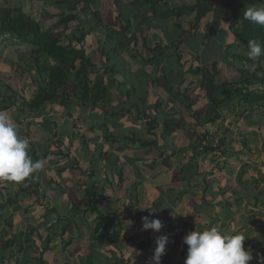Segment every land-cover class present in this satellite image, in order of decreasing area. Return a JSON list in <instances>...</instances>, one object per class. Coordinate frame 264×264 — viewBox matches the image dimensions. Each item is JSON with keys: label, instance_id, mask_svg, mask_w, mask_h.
<instances>
[{"label": "crops", "instance_id": "0c3cea01", "mask_svg": "<svg viewBox=\"0 0 264 264\" xmlns=\"http://www.w3.org/2000/svg\"><path fill=\"white\" fill-rule=\"evenodd\" d=\"M58 2L63 0H0V9H19L42 30L59 34L61 26H57L58 17L66 12L67 4L64 6ZM89 2V7L95 11L97 5L101 21L107 16L109 24L106 21L103 25L115 33L111 39L108 40L102 27L95 26L88 9L78 13L81 27L88 32L84 42L78 44L72 41L70 30L77 26L75 22L68 25L64 38L58 39L60 45L71 44L76 50L82 49L85 56L96 66L93 75L89 76L91 82H101L103 85L112 82L108 101L103 100L107 106L104 107L107 110L106 115L94 111L97 115L90 116L93 111L82 113V108L73 107L72 118H62V110L56 102L47 104L43 114L37 115L29 111L27 103L34 99L38 91L35 81L38 79V71L32 64L35 60L44 63L49 62V59L38 56L35 58L33 54H29L30 46L15 36L0 31V112L15 121L19 136L29 141L28 154L31 156L34 153L43 161V167L36 175L35 182L38 187L26 196L19 192L17 183L0 180V188L4 191V195H0V204L8 201L4 212L0 213L4 218H11V228L7 230L0 219V239L2 242L11 241L13 235L18 240V243L9 247L3 248L0 244V264H107L108 248L105 250L91 238L89 230L95 227L94 223H91L90 229L81 222L93 221L94 215L75 217L80 229L76 232L72 227L68 231L75 240L71 246L65 247L64 242L59 239L65 213L72 204L77 203L83 205L84 202H90L103 215L117 216L125 228L123 235L126 229L131 230L130 235L133 236L152 232L151 238L154 242L160 235H167L169 243L165 254L169 253V258L175 264H184L187 256V249L186 254L181 257L182 248H174L175 244L195 229L217 227L235 234L241 232L237 230L241 224L242 229L259 227L263 221L256 218L254 225L244 223V213H249L250 203L247 202L249 204L245 207L247 203L240 202V207L237 206L238 199L234 193L235 190L241 192L246 189L243 182L259 180V176L245 181L242 179V176H246L245 173L238 176L236 173L232 175V172L239 166H245L249 160L248 153H253L252 150L260 155L259 148L264 133L256 128L245 127L241 121L233 122V117L228 112L214 126L201 128L194 126L195 118L191 115H204L208 107V97L205 87L198 89L200 75L187 73V70H199L202 65L208 67L212 62L222 60L215 50L217 40L212 32L216 22V29L227 33L228 23L221 21V17L215 19L214 16L220 0L203 3H197V0H96V4L93 0ZM207 2L212 4L210 11L199 21L197 28L191 31V36H185L187 41L180 46L182 58L179 64L185 79L179 89L189 90L186 99L187 102H193L191 114L184 110L188 104L186 102L172 107L169 105L164 109L168 97L164 91V83H155L162 79L161 75L167 73L168 69L178 71L175 68L177 63L173 56H169L173 49H162V57L157 58L160 62L158 66L156 63L145 64L146 59L152 58V53L147 48L169 45L179 35L176 24L183 31H190V26L194 25L196 16ZM28 4L31 7L26 9ZM83 7L80 5L77 10ZM127 26L131 27L132 33L135 32V45L131 42L126 46L124 40L120 39L122 34L129 36L124 31ZM138 30L142 31L144 46ZM229 42L228 38L227 43ZM164 52L167 55L165 57ZM156 55L157 53L154 54ZM212 58L214 60L211 61ZM224 66L227 67L224 71L229 70L227 65L222 67ZM110 67H113L111 73ZM43 77L39 76L40 79ZM68 89L72 91L71 88ZM156 103H161L160 111H156V122L149 128L146 124L147 121L150 122L148 116L154 115L149 108ZM112 108L123 110L124 114L120 117V112L117 121L110 117ZM170 109L174 111L168 112ZM137 112L142 114L139 118ZM167 113L173 114V117ZM45 120L51 128L49 133L43 126L46 124ZM164 120L178 124L179 129L164 135ZM230 123H233L232 134L228 137L225 148L234 156L228 159L227 155L219 156L214 153L205 160L199 158L191 176L179 178L182 166L193 154H198L199 137L203 130L208 131L214 139H219ZM102 124L105 129H100ZM47 133L58 134V137H51ZM47 140L51 141L48 143ZM142 142H153L156 148L142 147ZM244 145L246 154L243 153ZM58 152L66 153L68 158L59 160L56 156ZM61 168L65 170L59 173ZM254 188H258L257 183ZM10 192L12 195H9ZM244 194L248 198L247 193ZM239 199L243 201V197ZM51 208H55L57 214L51 213ZM63 210L67 211L62 212ZM228 210L233 214L230 218L226 216ZM15 216L17 222L14 224L12 219ZM145 216L161 220V230H142V217ZM135 219L138 221L135 222ZM248 230L245 235L250 237ZM47 237L50 238V243L46 245ZM21 239L23 243H29L21 246ZM256 239L259 241V238ZM255 245L253 254L261 249ZM154 250L155 248L150 253L151 259ZM123 252L131 264L136 263V247L126 248ZM259 255L258 253L255 256L259 261L255 259L248 264H262ZM165 261L163 255L161 264Z\"/></svg>", "mask_w": 264, "mask_h": 264}, {"label": "trees", "instance_id": "16d2710c", "mask_svg": "<svg viewBox=\"0 0 264 264\" xmlns=\"http://www.w3.org/2000/svg\"><path fill=\"white\" fill-rule=\"evenodd\" d=\"M93 1L95 4L98 3L96 0ZM203 1L208 0H197V3H203ZM72 3H76V5H72ZM207 3L208 4H203L204 8L196 16L194 25L192 24L190 26V31L185 32L179 24H176L179 35L176 36L169 45L164 47L156 45L152 49L147 48L148 51L152 53V58L146 59L144 62L145 64L154 65L156 63L158 66L160 62L157 58L162 57V49H164V51L173 49L172 55L169 56H173L176 60L175 63H177L175 68H178V71L168 69L167 73L161 75L162 79L159 80L160 83L159 81L158 83H155H164V91L168 96L166 102L164 103V109L166 106L169 107V105L172 107L178 103L180 104L186 102L188 104L184 107L185 112L189 113L191 110L193 102H187L188 100L186 99L189 91L188 88L183 91L179 89L185 79V76L181 73L182 66L179 64L182 58V56H180L182 55L180 54V51H182L180 50V46L187 41L185 36H191V31L197 28L199 21L210 11L212 4L210 2ZM58 4H67L66 12L62 13L58 17L59 21L57 26H61L59 34H53L51 30H42L36 22L31 20L29 17L24 16L19 9H0V31L2 33L15 36L22 43L30 46L31 50L29 51V54H33L35 58L38 56L49 59V62H40L41 64L38 60H35L32 64L33 67H35V70L38 71V79L35 80L37 81L38 91L34 99L27 103V108L32 113L40 115L44 113V107L47 104L56 102L60 110H62V118L71 119V109L73 107L82 108V113L85 111H93L90 113V116H92V114L97 115L94 111H99L100 113L106 115L107 110L104 107L107 106L104 105L103 100L105 102L108 101V92L112 88V82H107L104 85L101 82H91L89 76L93 75L96 66L85 56L82 49L76 50L73 46H71V44H67L65 46L60 45V39L58 38H64L66 30H68V25L75 22L77 23V26L70 30L72 41L78 44L84 42L85 36L88 32L81 27V21L78 18V13L85 11V9L90 10L92 21L96 23L95 26L97 28L102 27L105 30L108 40H110L112 35L115 33L111 28L104 27L103 23H106L107 16L104 17L103 21H101L99 18L100 13L97 11V5L96 8H94L97 10H93L89 7V0H63V2H58ZM80 5H83L84 7L77 10ZM259 6H264V0H220L218 7L215 9V19L221 17V21L228 23V29L226 30L227 33L221 32L219 28L217 30L216 22H214V29H212L213 35H216L217 40V48L215 50L217 55H221L222 60L220 62H212L208 67L202 65L199 70H192L191 68L187 70V73L200 75L198 89L200 90L205 87L206 95L208 97V107L202 117L195 113L191 114L190 112V114L195 118L194 126L200 128L205 126H214L224 114L230 111L233 117V122H237L238 120L241 121V119L245 120V127L256 128L264 133V55L259 57H250V49L248 46V42L250 40H255L259 42L262 47H264V27L244 18V12L247 8ZM220 20H218V24ZM107 24H109L108 21ZM89 29H91V27H89ZM124 31L129 34L128 37L125 34H122L120 37V39L124 40L125 45L127 46V44L131 42L133 45L137 44L135 32H131V27L127 26ZM138 31L140 32L139 38L143 43L142 46H144V39L141 38L142 31ZM228 38L230 40L229 43H227ZM155 53H157L156 56H154ZM100 54L102 55V53ZM165 55L166 54L164 52V57ZM219 65H227L229 69L233 71L236 77L234 81L227 82L217 80V78H220V71L217 69ZM252 65L255 66L253 69L248 70L246 68V66L250 67ZM112 69L113 67L109 68L110 73L112 72ZM40 75H43L44 77L40 79ZM68 88H71L72 91L70 92ZM160 107L161 103H156L149 108L151 109L150 111L154 113V115L150 114V116H148V120L151 123L147 121L146 124L149 128L153 127L152 125L155 124L157 114L156 111L159 112ZM135 109L138 111L137 108ZM237 110H239L238 113ZM122 111V109L112 108L110 117L117 121L119 113L121 112L120 117L124 114ZM173 111L174 109H170L168 112ZM137 114V118L142 115L139 112H137ZM167 115H171V117H173V114L167 113ZM79 120L80 119H78V121ZM44 123H46L43 124L46 131L48 133L51 132V128L47 126L48 121L45 120ZM112 126L115 127L114 125ZM232 126L233 123H230L228 128L222 131V136L219 139H214V136L210 135L208 131L203 130L201 136L199 137L198 148L200 149L198 154H193L192 157L188 159V162L182 166V169L179 170V178L185 179L188 175L191 176L192 171L197 167L196 161L199 158L205 160L206 157L214 153H218L219 156L227 155L228 159L234 156L232 152L225 148V143L229 139L228 137L232 134ZM29 127H31V124H29ZM162 127L164 129V135L170 133L172 134L175 130L179 129L178 124L172 123L169 120H164ZM100 129H105L104 124L100 126ZM48 135L51 137H58V134ZM47 141L49 143L51 140ZM140 145L150 149L152 147L156 148V145L153 142H142ZM260 155L264 159V136L261 140ZM56 156L59 160L68 158L66 153L63 154L58 152ZM31 158L33 161L41 160V158L36 156L34 153H31ZM262 166L264 169V162L262 163ZM64 170L65 168L59 169V173ZM37 172L30 175L22 182H15L19 186V192L23 193V195L26 196L29 194L28 192L36 191L38 187L35 182ZM259 182L260 180L258 179H254L251 182H243L242 185L246 189L241 192L240 190H235L236 192L234 193L236 199H238V201L236 200L237 206L240 207V202H242L239 198L244 197V193H246V191H250V189L254 188L256 183L258 184ZM251 183H253V186ZM260 196L261 195L258 192L252 197L253 205L248 213L249 215L244 221L246 225H254L255 223V211L253 208L259 206L257 203ZM7 203L8 201L0 204L1 213L4 212L5 207L8 205ZM261 204L264 206V202ZM66 211L67 210H63L62 212ZM50 212L57 214L55 208H51ZM1 213L0 219L5 223L4 226L6 230L10 229L11 218H4ZM226 213V216L229 218L233 216L229 210ZM88 215H94L95 219L91 222L86 220L81 222H83V225L87 224L86 227L90 229L91 223H94L95 227L92 230H88L92 234L91 238L95 239V242L98 245L108 248L110 257L106 260L107 264H131L130 260L126 258L122 252L124 249L129 247H136L138 254L135 256V264H151L152 259L150 253L152 254V249L156 247V241L154 242L153 238H151L152 232L133 236L130 235L132 234L130 232L131 230L126 229L125 234L123 235V229L125 228L121 225L118 217L115 215L110 216L108 214L103 215L99 212V210H97L96 206L94 204L91 205L90 202H84L83 205H80L79 203L72 204L70 210L65 213V221H62L64 225L59 236V239L64 242L63 245L65 247L71 246V244L75 241L68 231L71 230L72 227L76 230V232L80 229L79 223L74 220L75 217H86ZM136 221H138V219H135V222ZM260 225L261 227L257 226L256 228L264 230V224ZM3 232H5V230ZM4 234L6 233H3V235ZM11 239V241L8 240L6 242H2L0 239V244L4 248L18 243L15 236L12 235ZM257 242L258 239L256 238L250 239L247 237L244 242V247L245 249L251 250L253 255L252 251L255 250V244H257ZM28 243L29 241H25V243H23V240L21 239L20 245L26 246ZM48 243H50L49 237L45 240V244L47 245ZM174 248H182L180 252L181 257L186 254L185 250L187 249V245L183 242V240H181L178 244H175ZM164 258H166V261L163 262L164 264H175V261L169 258V253L165 254Z\"/></svg>", "mask_w": 264, "mask_h": 264}, {"label": "clouds", "instance_id": "9594fccd", "mask_svg": "<svg viewBox=\"0 0 264 264\" xmlns=\"http://www.w3.org/2000/svg\"><path fill=\"white\" fill-rule=\"evenodd\" d=\"M244 18L264 27V6L247 8ZM248 46L250 57L264 55V47L259 42L250 40ZM28 150L29 141L19 136L16 122L0 112V180L21 182L42 169L43 161H33ZM162 227L161 220L142 217V230L159 232ZM246 238L243 232L233 234L217 227L195 229L183 238L188 246L184 264H248L253 257L251 250L244 247ZM155 243L152 262L161 264L169 237L160 235ZM260 259L264 264V257Z\"/></svg>", "mask_w": 264, "mask_h": 264}, {"label": "rangeland", "instance_id": "374dc122", "mask_svg": "<svg viewBox=\"0 0 264 264\" xmlns=\"http://www.w3.org/2000/svg\"><path fill=\"white\" fill-rule=\"evenodd\" d=\"M28 7H26V9H28V8H30L31 7V5L30 4H28L27 5ZM212 60H214V58H212L211 59V61ZM220 67H219V71H220V78H217V80H219V81H227V82H232V81H234V79L236 78L235 77V74L233 73V71L232 70H227V71H224L227 67H222V65H219ZM255 66L254 65H252V66H250V67H247L246 66V68L248 69V70H251V69H253ZM222 68V69H221ZM205 112H206V110H205ZM204 112V113H205ZM239 112V110H237V113ZM228 114L230 115L231 114V112L229 111L228 112ZM237 122H239V120L237 121ZM261 122H263V121H261ZM241 123L242 124H244V123H246V121L245 120H242L241 119ZM263 126V125H262ZM256 135H258V134H256ZM259 136V135H258ZM261 136H263V134L261 135ZM260 142V141H259ZM245 147V148H244ZM244 147H243V150H244V154H246L245 152H246V146L244 145ZM260 149V148H259ZM241 150H242V148H241ZM253 151V153H248V155H249V157L247 156V158H249V160L247 161V163L245 164V166H239V168L238 169H235V170H233V172H232V175H235V173H236V175L238 174V176H241L243 173H245V175L246 176H242V179H244L245 181L246 180H248V179H250L251 177H258L259 176V180H260V182L258 183V188L257 189H250V191H246V195L248 196V198H246V196L245 197H243V204H245V203H247V202H249V203H247L246 205H245V207L249 204V206L250 207H252V205H253V201H252V197H253V195H255V194H257L258 192L260 193V197H259V199H258V205L259 206H257V207H254L253 209L255 210V218L256 219H258V220H262L263 221V223H260V224H264V206L261 204L262 202H264V183H263V181H264V169H263V166H262V163L264 162V159L263 158H260V155L259 154H256L255 153V150H252ZM251 151V152H252ZM255 155H258L257 157H255ZM239 171H240V173L241 174H239ZM243 172V173H242ZM234 177V176H233ZM236 178V176L234 177V179ZM251 180H253V179H251ZM252 185V184H251ZM248 188V187H247ZM9 195H12V193L10 192V194ZM244 206V205H243ZM249 207V209H248V211H250L251 210V208ZM237 211H238V209H237ZM247 215H249V214H247V213H244V216H246L245 218H247ZM14 221V222H13ZM12 222L15 224L16 222H17V216H15V217H13V219H12ZM242 225V224H241ZM240 225V226H241ZM240 226L238 227V229L237 230H240L241 232H243L244 234L247 232V230L249 229L250 231H249V238L251 239V238H253V237H255V238H259V241L257 242V247H259V248H261L260 249V251L258 252V251H255V254H253L252 255V260L251 261H254L256 258H255V256H256V254H260L259 255V257L260 258H262V257H264V230H261V229H257L255 226H251V227H248V229L246 228V229H242V228H240ZM261 226V225H260ZM254 229V230H253ZM256 229V230H255ZM251 231H253V232H251ZM84 244V246H86V244L85 243H83ZM103 247V246H102ZM84 248H86V247H84ZM83 248V249H84ZM101 248V247H100ZM105 248V250L107 249L106 247H104ZM123 252V251H122ZM123 254H124V252H123ZM103 257V256H102ZM108 257H110L109 256V254H108ZM104 258V257H103ZM256 260H258L259 261V258H257ZM261 260V259H260ZM176 264H178V263H176Z\"/></svg>", "mask_w": 264, "mask_h": 264}, {"label": "built area", "instance_id": "2783aa9c", "mask_svg": "<svg viewBox=\"0 0 264 264\" xmlns=\"http://www.w3.org/2000/svg\"><path fill=\"white\" fill-rule=\"evenodd\" d=\"M0 195H4V191L2 188H0Z\"/></svg>", "mask_w": 264, "mask_h": 264}, {"label": "bare ground", "instance_id": "6f19581e", "mask_svg": "<svg viewBox=\"0 0 264 264\" xmlns=\"http://www.w3.org/2000/svg\"><path fill=\"white\" fill-rule=\"evenodd\" d=\"M124 102V101H123ZM115 111V110H114ZM180 236H181V234H180ZM178 238V237H177Z\"/></svg>", "mask_w": 264, "mask_h": 264}]
</instances>
